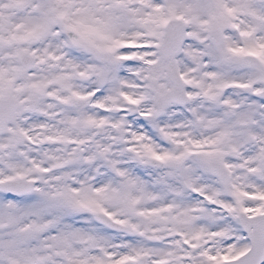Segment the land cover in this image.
Listing matches in <instances>:
<instances>
[{"label": "snow or ice", "instance_id": "snow-or-ice-1", "mask_svg": "<svg viewBox=\"0 0 264 264\" xmlns=\"http://www.w3.org/2000/svg\"><path fill=\"white\" fill-rule=\"evenodd\" d=\"M0 264H264V0H0Z\"/></svg>", "mask_w": 264, "mask_h": 264}]
</instances>
